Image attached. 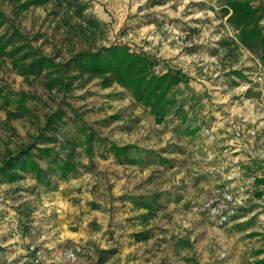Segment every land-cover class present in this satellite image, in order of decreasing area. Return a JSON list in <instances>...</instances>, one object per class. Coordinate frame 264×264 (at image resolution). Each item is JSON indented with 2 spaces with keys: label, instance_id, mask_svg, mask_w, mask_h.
<instances>
[{
  "label": "rangeland",
  "instance_id": "obj_1",
  "mask_svg": "<svg viewBox=\"0 0 264 264\" xmlns=\"http://www.w3.org/2000/svg\"><path fill=\"white\" fill-rule=\"evenodd\" d=\"M79 3H86L83 15L97 19L99 27L75 14ZM223 3L77 0L68 6L65 0H41L16 13L8 0H0L9 23L56 61L123 42L158 59L157 70L181 68L191 77L175 88L190 118L181 122L171 113L157 124L116 84L102 88L93 79L79 81L69 92L48 91L41 75H21L8 57L0 56V88L31 96L26 102L31 112L9 121L6 110H14V103L6 108L0 99V160L6 147L32 142L44 114L57 108L67 111L60 136L81 138L73 127L81 119L107 139L94 143L92 161L83 145L76 146V171L65 178L51 175L49 185L32 181L29 174L12 182L0 176V264H27L29 244L57 256L78 243L88 264H188L186 257L198 264H252L264 257V252L256 253L264 249V205L224 226L199 211L211 182L205 170L212 165L208 145L185 134L188 124L213 126L221 133L232 113L244 112L257 128L254 141L264 152V63L236 42ZM108 141L133 144L136 162L118 163L106 151ZM160 157L168 161L161 164ZM224 162L228 160L221 157L218 164ZM41 164L45 167L43 160ZM156 195H161L162 207L157 211L133 202ZM16 212L19 216H13ZM143 231L150 238L135 242L133 234Z\"/></svg>",
  "mask_w": 264,
  "mask_h": 264
},
{
  "label": "trees",
  "instance_id": "obj_2",
  "mask_svg": "<svg viewBox=\"0 0 264 264\" xmlns=\"http://www.w3.org/2000/svg\"><path fill=\"white\" fill-rule=\"evenodd\" d=\"M14 12L26 10L41 0H8ZM68 6H73L77 0H65ZM222 7L227 23L233 28L235 40L241 46L254 51L258 59L264 63V0H224ZM86 3H79L75 7V14L88 22L92 27H99L97 19H87L83 15ZM3 29V32L1 31ZM0 56L10 59L12 68L17 73L29 76H42L43 86L46 90L69 92L79 81L89 82L99 80L102 88L116 84L127 89L132 99L160 124L166 116L174 113L181 122H186L190 116L185 111L184 102L178 99L175 88L188 82L191 77L181 68H167L166 71L157 70L158 59L141 50H135L123 42H115L97 49L80 50L65 61H56L55 57L42 54L34 48L29 39L14 25L9 23V17L0 8ZM240 74V72H237ZM31 98L28 93H15L0 88V99L7 108L14 103V110H6V119L24 117L31 112L26 102ZM71 112L75 108L66 103ZM67 111L57 108L44 114V125L38 129L34 140L14 148L6 147L0 160V176L6 181H16L24 178L26 174L32 176L39 183L50 184V176L65 178L76 171L77 162L74 160V148L83 145L85 152L92 161L94 143H105L106 138L98 135L97 131L84 123L81 119L73 127L82 137L74 138L60 134V124L63 123ZM200 124L186 126V135H194L200 130ZM106 149L115 156L118 163H135L132 156L133 144L119 145L108 141ZM42 144V145H39ZM104 146V145H103ZM64 152V156L61 155ZM44 161L45 167L42 166ZM166 159L160 157L159 163ZM258 182H264L257 179ZM140 206L153 210L151 202H141ZM152 214V212L150 213ZM136 241L148 238V233L137 232L133 234ZM184 247H190V242L181 239ZM110 250L103 251L109 253ZM264 252V249L256 253ZM101 261L104 257H101ZM188 264H198L186 257ZM252 264H264V257Z\"/></svg>",
  "mask_w": 264,
  "mask_h": 264
},
{
  "label": "built area",
  "instance_id": "obj_3",
  "mask_svg": "<svg viewBox=\"0 0 264 264\" xmlns=\"http://www.w3.org/2000/svg\"><path fill=\"white\" fill-rule=\"evenodd\" d=\"M257 128L251 124L244 112L232 113L223 132L215 127L202 125L199 136L205 143L220 149L230 143L246 144L247 139L255 138ZM226 141V142H225ZM224 154V151L221 149ZM211 182L199 211L207 214L217 225L229 223L242 208H245L253 197V184L256 175L247 174L244 167L237 161L212 165L206 168ZM3 197L0 195V202ZM82 246L78 243L64 247L59 255H46L44 248L27 245V264H79Z\"/></svg>",
  "mask_w": 264,
  "mask_h": 264
},
{
  "label": "crops",
  "instance_id": "obj_4",
  "mask_svg": "<svg viewBox=\"0 0 264 264\" xmlns=\"http://www.w3.org/2000/svg\"><path fill=\"white\" fill-rule=\"evenodd\" d=\"M191 136H196L198 140H201L199 136V130L197 133ZM226 142V141H225ZM208 145L207 150L210 155V161L209 165H217L218 163L221 162V157H225L228 161H237L239 162L245 169L246 173L249 174H254L256 175V180L253 184V197L252 199L249 200V204L245 207L242 208L239 213L235 216L234 221L241 220L243 218H246L247 216L253 215L254 212L257 210L261 209L262 205H264V182H258L257 179H261L264 181V152L261 151L260 146L261 143L257 142L255 143L254 138L247 139L246 144H239V143H230L226 146H222L220 149H215L214 147H211L210 143H206ZM221 149L224 151V154L221 152ZM208 162V161H207ZM33 181V178L31 179ZM1 195V194H0ZM161 195H156L155 197L151 199H140V200H135L133 202H136L139 204L140 208L146 209L145 207L140 206L141 202H151L152 205L154 206V211L157 209H161L162 207L159 205V198ZM251 204V210L248 209ZM257 204V205H255ZM151 210V211H153ZM13 216H19V213L16 212L13 214ZM14 218V217H13ZM231 222V223H232ZM3 224H0V226ZM228 226V225H227ZM145 232V231H143ZM146 233V232H145ZM148 233V232H147ZM134 238V236H133ZM150 238V233H148V238L145 240H138L136 241L134 238L135 242H140V241H147ZM27 242V240H26ZM107 251V250H105ZM47 256L51 255L49 252H46ZM103 253V251H102ZM27 258V256H26ZM86 256L84 255V252L80 254L79 257V264H88V260H85ZM106 258V257H105ZM28 262V261H27Z\"/></svg>",
  "mask_w": 264,
  "mask_h": 264
}]
</instances>
